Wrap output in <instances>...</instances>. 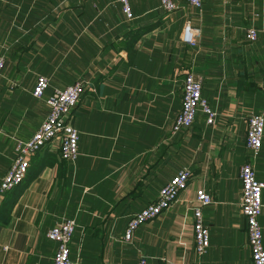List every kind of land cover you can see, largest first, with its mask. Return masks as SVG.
<instances>
[{
    "label": "crops",
    "instance_id": "1",
    "mask_svg": "<svg viewBox=\"0 0 264 264\" xmlns=\"http://www.w3.org/2000/svg\"><path fill=\"white\" fill-rule=\"evenodd\" d=\"M0 0V180L15 141L45 119V97L76 80L87 88L71 111L80 132L73 163L58 143L30 157L19 184L0 195V264H52L56 242L46 232L75 217L69 244L79 264H252L246 218L240 212L239 167L253 162L264 182V136L257 156L245 145L250 112L264 115V0H203L164 11L160 0ZM196 46L182 39L185 22ZM255 26L257 38H245ZM202 79L215 123L198 111L186 129L171 130L182 103V77ZM38 74L49 79L41 97ZM191 176L178 199L123 239L130 215L156 200L181 168ZM202 207L208 251L194 248L192 205ZM259 221L264 245V188Z\"/></svg>",
    "mask_w": 264,
    "mask_h": 264
},
{
    "label": "built area",
    "instance_id": "2",
    "mask_svg": "<svg viewBox=\"0 0 264 264\" xmlns=\"http://www.w3.org/2000/svg\"><path fill=\"white\" fill-rule=\"evenodd\" d=\"M122 12L131 18L133 12L129 0H120ZM187 3L198 9L202 7L203 0H160V7L170 12L179 7L181 3ZM258 30L255 26L246 29L245 38L254 41ZM197 30L192 27L189 20L185 22L182 39L191 46L196 45ZM6 58L0 52V73L4 68ZM182 103L175 116L171 130L177 132L187 129L196 119L198 111L206 115V122L215 123L217 111L209 104L205 95H202V79L190 70L182 77ZM32 90L33 96L41 97L49 87V79L44 74H38ZM87 81L76 80L61 88H54L45 99L48 112L45 119L28 139L18 138L13 150L15 155L7 171L0 180V195L16 186L25 177L30 162V157L46 143L56 141L60 150L62 161L73 163L79 155L78 141L80 132L72 122L71 111L81 99V95L87 88ZM245 145L250 150L251 156H257L262 138L264 136V115L259 112H250L246 121ZM191 171L181 168L159 189L156 200L148 202L138 211L132 213L123 230V239L131 241L134 231L140 224L155 218L164 209L178 199L179 193L187 186ZM239 179H241V192L239 208L246 218V229L248 233V246L250 247V258L252 264H264L263 229L259 221L261 214L262 190L264 182L256 178L253 162L249 159L243 161L239 167ZM194 204L192 205L194 245L193 248L198 255L208 251L209 231L203 221L202 207L213 201V196L204 188L195 192ZM76 225L75 217L64 218L57 221L46 235L56 242L55 255L52 264H79L77 259L71 258L69 244L72 240ZM138 264H148L146 255L141 252Z\"/></svg>",
    "mask_w": 264,
    "mask_h": 264
},
{
    "label": "rangeland",
    "instance_id": "3",
    "mask_svg": "<svg viewBox=\"0 0 264 264\" xmlns=\"http://www.w3.org/2000/svg\"><path fill=\"white\" fill-rule=\"evenodd\" d=\"M196 46V45H195ZM7 192V191H6Z\"/></svg>",
    "mask_w": 264,
    "mask_h": 264
}]
</instances>
